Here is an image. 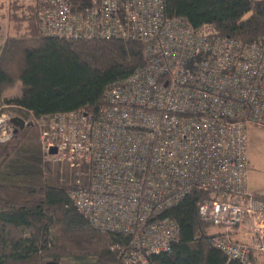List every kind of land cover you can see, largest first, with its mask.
<instances>
[{
  "label": "built area",
  "instance_id": "obj_1",
  "mask_svg": "<svg viewBox=\"0 0 264 264\" xmlns=\"http://www.w3.org/2000/svg\"><path fill=\"white\" fill-rule=\"evenodd\" d=\"M164 3L36 0L44 36L136 42L146 62L108 88L95 116L76 110L25 122L38 131L44 171L56 165L77 211L128 240L112 248L122 264L172 252L180 228L168 214L193 189L208 194L200 221L220 230L211 246L249 264L252 252L264 255V199L247 189L248 128L264 129V46L196 32L166 19ZM6 107L1 145L16 133Z\"/></svg>",
  "mask_w": 264,
  "mask_h": 264
},
{
  "label": "trees",
  "instance_id": "obj_2",
  "mask_svg": "<svg viewBox=\"0 0 264 264\" xmlns=\"http://www.w3.org/2000/svg\"><path fill=\"white\" fill-rule=\"evenodd\" d=\"M35 3L10 0L0 4L9 29L0 49V105L7 106L4 113L26 122L31 116L41 119L76 110L95 116L104 105L108 88L146 62L144 46L136 42L48 38L41 33ZM163 10L166 19H183L196 32L264 46V5L254 0H165ZM17 87L21 88L17 97L6 96ZM12 141L11 151L0 150L6 154L0 178L18 175L14 169L20 168L19 162L11 159L21 146L34 143L39 177L23 189L13 188L11 182L7 187L3 184V191L17 189L25 197L0 196V264H46L47 260L54 264H122L112 248L128 240L96 230L72 204L67 182H59L57 175L45 178L35 127L19 130ZM8 144L2 145L3 149ZM206 197L207 191L193 189L169 212L180 228V242L171 253L151 257L153 264H243L211 246L210 238L217 234H211L214 227L201 222L198 214ZM254 253L249 256V264H256Z\"/></svg>",
  "mask_w": 264,
  "mask_h": 264
},
{
  "label": "rangeland",
  "instance_id": "obj_3",
  "mask_svg": "<svg viewBox=\"0 0 264 264\" xmlns=\"http://www.w3.org/2000/svg\"><path fill=\"white\" fill-rule=\"evenodd\" d=\"M9 1L10 0H0V4L2 3L7 4ZM254 2L256 4L264 5V0H254ZM2 12L3 11L0 10V49L5 41L4 39L6 38L9 32L7 26L8 25L7 17H3L4 15H2ZM20 90L21 88L17 87V89L7 92L6 96L11 98L17 97L20 93ZM36 132L38 133L37 130ZM248 132H249V138L251 144L250 146V155L252 160L251 166L253 168L251 173H253V176H255V181L253 183V186H251L250 188L255 190L252 191L253 193L257 194L260 198L261 197L264 198V192L262 193V191H264V129L260 127L251 126L248 128ZM12 143L14 142L12 141ZM35 145L36 144L34 143L29 147L21 146L16 151L17 155L11 159L15 163L19 162L18 165H20V168L14 169L17 170L18 175L12 176V178L11 177L4 179L0 178V196H2L3 198L18 199L19 197L20 198L25 197V194H18L17 189H15V191L10 190V192L9 191L6 192L5 190L3 191L4 183H7L6 187L11 182L10 186H13V188L17 187L19 189H23L28 185L38 181L39 176L37 175V166H36V159L38 154L36 152ZM0 148H2L0 150H4V153L5 152L8 153L14 147L13 144L10 143L8 144V147H6L7 149H3L4 147L1 144H0ZM5 158H6V154L0 153V166ZM55 168L56 165L54 167L45 168V175H46L45 177L47 179L49 176L54 178V176L57 175L55 173ZM8 172H12V169H9ZM214 230L215 229H213V231ZM48 262L49 260L46 261V264H54ZM70 263L71 261L58 262V264H70Z\"/></svg>",
  "mask_w": 264,
  "mask_h": 264
},
{
  "label": "crops",
  "instance_id": "obj_4",
  "mask_svg": "<svg viewBox=\"0 0 264 264\" xmlns=\"http://www.w3.org/2000/svg\"><path fill=\"white\" fill-rule=\"evenodd\" d=\"M248 144H249L248 155H249L250 166H251L252 160H251V155H250V146H251V144H250V138H249ZM252 170H253V168L251 166L250 171H249V175H248V181H247V189L250 190L251 192L252 191H255V190H253V189L250 188L251 186H253V183L255 181V176H253V173H251ZM263 192L264 191H262V193ZM213 229H215V230L213 231V233H211L212 235L213 234H218L220 232V230L218 228H213ZM245 232H246V230H244V229L241 228L240 230H238L236 232V235H235L236 238L239 239V240L240 239H244L243 233H245ZM253 258L256 260V264H264V256L262 257L260 254L254 253ZM37 264H41V261L39 263H37Z\"/></svg>",
  "mask_w": 264,
  "mask_h": 264
},
{
  "label": "water",
  "instance_id": "obj_5",
  "mask_svg": "<svg viewBox=\"0 0 264 264\" xmlns=\"http://www.w3.org/2000/svg\"><path fill=\"white\" fill-rule=\"evenodd\" d=\"M12 123L14 124L15 126V131L16 133L19 132V130L23 129V128H26V127H30L32 124H27L25 122L24 119H21L20 117H14L12 118ZM51 153L54 155L56 153V149L54 150H51Z\"/></svg>",
  "mask_w": 264,
  "mask_h": 264
}]
</instances>
